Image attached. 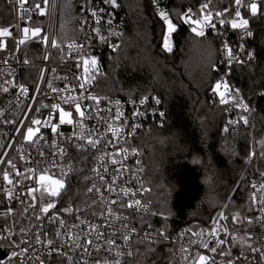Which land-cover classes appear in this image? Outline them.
<instances>
[{
  "label": "built area",
  "instance_id": "2783aa9c",
  "mask_svg": "<svg viewBox=\"0 0 264 264\" xmlns=\"http://www.w3.org/2000/svg\"><path fill=\"white\" fill-rule=\"evenodd\" d=\"M73 1L77 3L79 10V34L74 40L60 42L58 39V20L61 0H50L46 8V14L43 16L39 15L34 8V4L36 2H41V0H14V2H10V0H0V29L9 28L11 31V35L0 36V73H3V75H0V81L11 80L13 84L24 85L28 88V93L26 95L20 93L19 87H12V85H5L9 88L8 92L0 90V113H2L0 114V145H3V147H0V160H12V162L17 165V170L22 173L21 176L17 177L15 171L10 169L9 165L0 163V170H8L10 178L14 182L13 185H9L7 181L3 179L2 171H0V235L9 236L8 228L12 229V235H10L8 239H0V252L8 256L7 261L2 262L0 260V264H40V261H43V264H56L55 260L58 258L63 260L65 264H70L68 257H71L73 261L88 260L89 264H91L94 259H99L101 264H103L106 259L108 264H112L113 260L117 258V251L125 253L118 257L119 264H137V243L139 242L150 244L162 243L173 247L174 252L168 264H185L183 257L185 255H194L197 252L211 257L213 254H211L208 249L200 247L199 242L200 240H209L208 233L213 229V221H218L221 225L218 229L219 239H228L230 242L231 238L226 237L222 227L224 224H227L228 219L220 220L221 214L227 218L226 208L219 211L214 216L208 227L202 229L183 228L177 231L172 237H167V239L159 236L148 228L139 226L136 216L150 212L152 203L149 200V191L146 186L148 168L144 154L137 145V139L142 132L153 127L163 126L166 120V109L162 99L156 94H147L138 99L125 97L114 98L103 96L96 91V82L101 73L105 57L109 53H117L122 46L126 32L124 16L112 6L105 4L103 0ZM204 2L205 0H200V5ZM214 3L215 0H212L211 8L213 12L217 10L213 7ZM41 6L44 7L43 4ZM22 8L31 10V22L26 19H20L22 15H27L23 13ZM101 8L106 9V11L100 13L101 19L99 23H97V17H93L91 12L94 10L99 11ZM243 10L244 6L241 7L242 18H244ZM192 11L195 14L198 13L199 10L192 9ZM234 11L235 8L231 11L232 16H234ZM232 16H228L227 18L230 20ZM193 18H195V16ZM109 19L111 20V27H109L107 23ZM213 22L216 23V28H205L204 37H198L193 32L192 33L199 39L212 36L220 41V60L217 68L219 74L218 82L221 83L222 92L227 100L225 104L227 106V124L224 127L223 133L229 134L235 132L241 126H251V110L237 89L232 85L230 79L231 71L235 66L254 61L256 54L251 46L253 34L249 36L245 30L233 29L230 24L221 26L215 16H213ZM17 25L19 27H16ZM26 26L30 28L40 27L42 29L41 36L47 35L49 41L51 39L57 40L58 44H62L63 51H60L58 48L50 47L49 43H42L40 38L33 37L31 32H29L25 44L20 45L18 43L19 39L24 38L22 28ZM97 28L101 35L108 38L107 43L102 42L99 36H97L94 31V29ZM247 30L252 33L248 25ZM86 35L91 37L90 41L85 39ZM225 42L232 48L234 53H237V59L242 60L243 63H237L236 60H233L231 63L228 62L226 51L224 50ZM169 43L172 46V38ZM89 44L90 46H88ZM73 45L74 47H70ZM82 45V52L87 53L88 56L77 57L76 60L71 59V56L76 55L77 48ZM112 45H118V48L113 50ZM241 49L243 51H241ZM163 51L165 50L163 49ZM165 52L167 54L171 53V51ZM91 57L96 58L97 64H89L88 66L90 73L94 75V79L91 80L88 91L85 92L84 95L87 96L90 94L99 98L100 112L98 118L88 119L85 123L88 129H98V132L94 133V136L96 139L101 140V142L96 149L88 148L84 152L78 151L71 145H62L67 147L69 157L66 161H61V164H70L74 170L69 174L66 184H69V181L73 178L77 169L83 165L87 167L89 174V184L87 187H90L92 184H97L99 186L101 181L93 169L103 171L101 168V160L99 159V157H103L104 162L109 167V172L105 179L111 182L113 175L112 168L122 167L123 171L116 182V187L117 189H126L130 193H137L135 196H131V199H139L142 207H125L118 208L117 210L116 215L126 218L124 222L127 223L129 229L134 228L136 230L135 233L131 234L132 238L127 245H125L122 239L118 238L116 244L120 246L119 249H114L111 253L102 251L99 256L93 251L92 255L88 256L83 253L81 248L72 249L75 240L74 234L80 231V229H73L71 238L66 235L62 237L61 240H57L56 244L53 245V248H58L61 241L66 242L67 246L64 247L63 251L67 253V255H63L49 248L46 242L44 244L35 242L33 234L37 231H41V229L35 227L38 222L33 218L31 212L25 213L22 211V208L26 205L22 206L18 200L9 202L5 195V189H12L14 193L19 195L21 192L26 191L27 187H40V185L36 183L39 178L38 175H34L30 180H24L23 178V174L27 172V169L29 167H34L33 159L36 157V148L26 142L22 136L18 135L16 131L17 126L21 121L27 123L28 120L26 117H31L33 115L40 116L51 111L50 109H42L41 113H35V109L40 108L41 104L61 103L65 111L73 112L72 119L74 121L79 119L78 114L74 111V107L63 104L59 98L52 99L56 94L50 91L47 81H53L54 86L58 89H65L66 85L68 87L76 85L77 80L74 79V77L83 74V67L77 68L76 63L82 58L90 59ZM5 60L7 63H3ZM25 60H27V63H25ZM53 69H55V72L52 71ZM225 85H227V88H225ZM37 87L41 89V93L35 91ZM80 91L81 90L77 88L76 91L64 92L61 95L65 97L68 95L79 96ZM42 93H47V98ZM233 96H235V100ZM144 97H148V100L145 104L141 105L140 100ZM217 97L220 99V96L217 95ZM157 99L160 101L159 104L155 102ZM237 100L242 101L241 106H236ZM243 105L247 106V111L244 110ZM86 106H92L91 110L95 111L96 106L94 101L84 99L82 101V110L85 109ZM29 108L32 110L29 111ZM117 109L123 114L119 120L115 119ZM137 111L143 113V115H134ZM161 113H163V115H161ZM54 115L58 118V111L54 112ZM241 117L247 119L246 124ZM65 119L67 120L69 118L65 117ZM6 121L12 122L9 123ZM124 121H127L126 125L123 123ZM55 122V120L50 121V123ZM108 124H111L112 128H109L107 126ZM136 125H139V127H134ZM37 127L40 126L33 125L34 130ZM74 127V124H64L60 126L59 131L68 134L74 130ZM225 129H227V131H225ZM22 131L26 130L22 129ZM41 134L46 136L48 143L56 139L50 127H41L40 132L36 135L39 136ZM253 135V131H250L252 139L251 144L253 147L248 162L250 167V191L251 194L255 191L257 193V199L259 200L264 198V193L259 190L260 186L264 184V176H262L264 171H262L260 167L258 148L254 142ZM105 140H111L112 144L106 145L104 143ZM75 142L79 143L80 141ZM44 147L47 150L48 144H45ZM120 148L128 150L126 158H124V153L114 157L121 161V163L113 166L110 163L108 154L114 153ZM29 157L33 159H29ZM47 175L50 176L51 179L46 180L44 182L45 185L54 187L51 181L60 178L58 171L52 169ZM16 181H19V183L17 184ZM253 184L257 186L256 189H253ZM105 195L110 199H116L115 194L105 193ZM90 196L94 197L95 194H87L88 198ZM21 199H23V196H21ZM53 199L57 200V209H59L62 206L63 197ZM123 199L128 200L129 197H123ZM89 200L88 205H91L92 199L89 198ZM88 205H86L82 213L79 214L81 218H86L93 223H101L102 220L99 214L104 211L105 205L97 204L91 209L88 208ZM113 207L116 206L113 205ZM9 208L13 210L11 214H8ZM253 209L255 217H259L261 211L258 204H253ZM54 211H56V209L50 210L48 215H51ZM61 215L63 218L67 219L69 225L76 222L74 217H69L64 213ZM119 225L120 221H117L115 226L118 228ZM256 225L259 229V238L253 246L264 244V226L259 223H256ZM21 229L27 231L21 232ZM56 231L57 226L48 223L45 218L43 231H41V239L47 236V238L56 240ZM107 231H111V229H107ZM201 232H203V234L200 236L193 235V233ZM147 234H150V237H147ZM22 240H32V244H21L20 242ZM79 243L82 245L85 243L83 237H81ZM213 246H216L215 240L209 242V248ZM22 247L28 248V252L21 254L20 249ZM223 247L226 251L230 252L229 243ZM182 248L188 249V252H183ZM129 251L132 252L130 256L126 254ZM14 253H16V255H14ZM230 253L231 259L235 261V264H264V261H261L259 256L253 260V254L248 248ZM226 259H228V257L220 256L218 253L215 254V264H224ZM197 264H199V262H197ZM206 264H211V262H206Z\"/></svg>",
  "mask_w": 264,
  "mask_h": 264
},
{
  "label": "trees",
  "instance_id": "16d2710c",
  "mask_svg": "<svg viewBox=\"0 0 264 264\" xmlns=\"http://www.w3.org/2000/svg\"><path fill=\"white\" fill-rule=\"evenodd\" d=\"M115 8L125 21V37L117 53L104 59L96 91L108 97L141 98L158 95L166 109L162 127L142 132L137 145L142 150L148 175L146 186L152 203L150 212L137 215L139 226L156 234L165 231L172 237L183 228L202 229L226 208L227 225L232 235L251 234V241L229 242L230 252L247 249L256 243L259 229L233 225L239 213L255 217L250 199V131L258 142L264 139V0H246L243 16L252 31L254 61L235 66L231 83L251 110V126L224 134L227 106L221 104L214 86L219 81L220 41L212 36L197 38L191 26L180 18L189 8L199 10L200 0H117ZM256 3L252 15L247 5ZM234 0H215V9H224ZM165 13L178 27L172 38V51L162 49ZM79 10L73 0H61L58 20L60 42L79 34ZM264 171V150L260 159ZM87 167L81 165L69 181L74 207L89 204ZM67 197L62 205L66 206ZM231 209V210H230ZM174 249L170 245L137 243V264H168ZM56 264H65L60 258Z\"/></svg>",
  "mask_w": 264,
  "mask_h": 264
},
{
  "label": "snow or ice",
  "instance_id": "6c2138e0",
  "mask_svg": "<svg viewBox=\"0 0 264 264\" xmlns=\"http://www.w3.org/2000/svg\"><path fill=\"white\" fill-rule=\"evenodd\" d=\"M10 2H14V0H10ZM105 4H108L112 6L113 8H117L120 5L117 3V0H103ZM155 2V0H153ZM50 0H41V2H36L34 4V8L36 12L43 16L46 14V8L49 5ZM44 5L42 7L41 5ZM212 0H205L204 3L200 5V9L198 13H193L192 9L189 8L186 12H184L181 15V19L184 21V23H188L190 26L196 25L199 26V30L197 27L192 26L191 31L198 37H204L205 36V28H216V23L213 22V16H215L216 20H218L219 24L221 26H224L226 24H230L233 29H243L247 32V35H252L250 31L247 30V25L249 21L247 19L242 18L241 15V7L245 6V0H234L235 4V11L234 16H232L231 12V5L228 7H225L224 9H217L215 12H213L211 8ZM22 7V4H21ZM247 7L250 8V11L253 16L257 13V4L251 3L247 5ZM23 13H26L27 15H22L20 19H26L27 21H32V15L31 10L28 8H22ZM106 9L101 8L99 11H92L91 15L93 17H97V23H99L101 17L100 13H104ZM161 18L165 21L167 24V32L163 34V49L165 51H172V46L170 45L169 41L171 39L172 33L176 31V25L172 22L171 19L168 18V16L161 12L160 13ZM195 16V18H193ZM232 16V18L229 20L227 17ZM109 27H111V20L109 19L107 21ZM16 27H19L18 25ZM97 36L101 39L102 42L107 43L108 38L106 36L101 35L99 29H94ZM31 32V35L33 37H39L42 43H49L50 47L58 48L60 51H63L62 44H58L57 40L51 39L49 41V37L47 35L41 36L42 29L40 27L30 28V27H23L22 33L24 34V38L19 39L18 43L20 45L25 44L26 40L28 39V34ZM11 35V31L9 28H3L0 29V36H7ZM86 40H91V37L86 35ZM90 46V44L88 45ZM70 47H74L70 46ZM113 50H116L118 48V45H112ZM83 45L77 48L76 55L71 56V59L76 60L77 57H87V53L82 52ZM224 50L226 51V55L228 58V62L231 63L233 60H236L237 63H243L242 60L237 59V53H234L232 48H230L225 42ZM241 51H243L241 49ZM251 55V54H249ZM3 63H7V61H3ZM25 63H27V60H25ZM89 64L96 65L97 60L95 57L89 58H82L78 60L76 63L77 68L83 67V74L81 76H76L74 79L77 80L76 85H72L71 87H68L66 85L65 89H58L54 86L53 81H47L48 87L52 93H55L56 95L52 97V99L59 98L63 104H67L69 106L74 107V111L76 114H78L79 119L73 120V112L72 111H65V109L61 106V103H51V104H41L40 108L35 109V113L39 114L42 112V109H50L51 111H48L44 115L36 116L33 115L31 117H26L28 120L27 123H24L23 121L19 122L17 126V133L18 135L22 136L23 139L28 142L29 144L35 146L36 148V157L33 159L32 157H29V159H33V165L34 167H29L27 169V172L23 174L24 180H30L33 178L34 175H38V181H36L37 184L40 185L39 188L37 187H27L26 191L21 192L19 195L14 193L12 189H5V195L9 202L12 200H18L19 203L24 206L22 208V211L25 213L31 212L33 218L38 222L35 227L38 229H41L43 231V223L45 218L47 219V222L53 225L57 226V231L55 233L56 240H53L51 238H47L45 236L44 239H41V231H37L33 234V239L36 243L44 244L46 242L47 246L49 248H52L54 251L59 252L60 254L67 255L63 251L64 247H66V242L61 241V244L58 248H53V245L56 244L57 240H61L64 236H69V238L72 237V230L73 229H80V231L75 232V240L72 245V249L75 250L76 248H81L83 253L91 256L92 252L94 251L97 256L100 255L102 251H106L111 253L114 249H119V245L116 244V240L122 239L125 242V245L128 244V242L132 238V233H135V229H129L127 223H125L124 217L120 215H116L118 208H140L142 207L141 201L139 199L132 200L131 196H135L137 193L135 192H129L126 189L120 188L117 189L116 182L120 177L121 172L123 171L121 168H112V178L111 182L105 179L106 175L109 172V167L104 162L103 157H99L101 160V168L103 171H99L97 169H93L94 172H96L97 176L99 177L101 184L98 186L97 184H92L90 187H87L86 194H95L94 197L90 196L89 198L92 199V204L88 205V208L91 209L94 205L102 204L105 205V209L103 212H101L100 218L102 220L101 223H93L92 221L87 220L86 218H81L80 213H82V209L79 205H76L74 207V202L77 199V197H73L71 195V186L66 184V180L69 177V174L72 173L74 170L70 164L64 163L61 164V161H66V159L69 157V153L67 151L66 146L62 145H71L75 147L78 151L84 152L88 148L96 149L98 145L100 144L101 140L96 139L94 136V133L98 132L97 128H86V120L88 119H94L98 118L100 108H99V98L93 95H87L85 96L84 93L88 91V86L90 85V82L92 79H94V75H92L89 71ZM55 72V69L52 70ZM0 75H3V73H0ZM59 78V77H58ZM63 79V78H61ZM5 85H12V87H19L20 93L22 95H26L28 93V88L24 85H16L13 84L11 80H3L0 81V90L3 92H8L9 88ZM221 87V83L217 82L214 87V91H218ZM77 88L80 91L79 96L75 95H68L63 96L61 95L64 92H73L76 91ZM225 88H227V85H225ZM37 93H41V89L37 87L35 89ZM47 98V93H42ZM220 95V103L226 104L227 100L225 99L224 93H219ZM84 99H90L94 101L95 104V111H92V106H86L85 109L82 110V101ZM233 99L235 100V96H233ZM148 97H144L140 100V104L143 105L147 102ZM157 104L160 103V101L157 99L155 101ZM242 101L237 100L236 106H241ZM244 110L247 111L248 108L246 105H243ZM32 109L29 108V111ZM58 111L59 116L58 118L54 115V112ZM2 114V113H0ZM123 114L117 109L115 113V119L119 120ZM134 115H143L141 112H135ZM163 115V113H161ZM65 117H68L69 119H65ZM243 119L244 123H247V119L244 117H241ZM55 120V123H50V121ZM11 123L12 121H6ZM125 125L127 124V121L123 122ZM74 124V130L71 133H64L59 131V128L61 125ZM33 125H38L40 127L33 128ZM109 128H112L111 124L107 125ZM41 127H50V130L53 134H55L56 139H54L51 143H48L46 140V136L44 134H41L37 136L36 134L40 132ZM134 127H139V125H136ZM22 129H25L26 131H22ZM227 131V129H225ZM75 141H80L79 143H76ZM104 143L106 145L112 144L111 140H105ZM48 144L47 150L45 149L44 145ZM115 146V145H113ZM0 147H3V145H0ZM127 149L120 148L116 152L108 154L109 160L111 165L115 166L121 161L115 159L114 157L120 156L121 153H124V158H126ZM23 159V157H22ZM0 163H5L9 165L10 169L15 171V175L17 177L21 176L22 173L17 170V165L12 162V160H0ZM55 169L58 171L60 178L54 179L51 181L52 185H55V187H52L50 185H45V181L51 179L50 176L47 174L50 170ZM2 171L3 179L7 181L9 185H13V180L10 178L9 171L8 170H0ZM264 176V174H262ZM18 184L19 181H16ZM253 189H256V185H252ZM262 193H264V184L260 186L259 189ZM38 193V195H37ZM105 193L108 194H115L116 199H110L106 197ZM21 196H23V199H21ZM61 197H67L66 200V206H61L59 209H57V200L53 198H61ZM123 197H129L128 200H124ZM253 204H258L261 215L259 217H244L241 216L239 213L234 215L232 217V223L233 225L240 224V225H251L253 223H259L262 226H264V198L257 199V193L254 191L252 193V196L250 197ZM115 205L116 207H113ZM56 209V211L52 212L51 215H48L50 213V210ZM13 210L11 208L8 209V214H11ZM62 213L67 214L69 217L75 218V223L69 225L67 219L62 217ZM227 218L221 214L220 220H226ZM120 221V225L117 228L116 222ZM83 226V227H82ZM221 227L220 223L218 221H213V229L208 233L209 240H200L199 246L208 249L211 254H213L211 257L203 255L199 252L195 253L194 255H185L183 257L185 264H206V262H211V264H215V254H219L220 256L228 257L224 261V264H235V261L231 259V253L226 251V249L223 247L225 245H228L229 240L228 239H219L218 237V229ZM223 231L226 235V237H230L232 240H241L243 241H251L253 239V236L251 234H248L246 236H239V235H232L227 224H224ZM107 229H111V231H107ZM27 230L21 229V232H25ZM9 236L12 235V229L8 228ZM159 236L164 237L167 239L165 231H159L157 233ZM201 233H193V235L200 236ZM9 236H3L0 235V239H8ZM94 236V240H93ZM81 237L84 238L85 243L82 245L79 243ZM147 237H150V234H147ZM211 240H215V245L211 248H209V242ZM21 244H32V240H22L20 242ZM246 247L248 250L253 254L252 259L255 260L257 256H259L261 261H264V244H259L258 246H253L251 243H247ZM91 249V250H90ZM182 251L187 253L188 249L182 248ZM21 254L28 252V248L22 247L20 249ZM125 253L121 251H117V258L113 260L112 264H119L118 257L120 255H124ZM127 255H132V252L129 251L126 253ZM16 255V253H14ZM247 258V257H245ZM68 260L70 261V264H89L88 260H82V261H73L71 257H68ZM40 264H43V261H40ZM91 264H101V261L99 259H94ZM103 264H108V261L105 259Z\"/></svg>",
  "mask_w": 264,
  "mask_h": 264
},
{
  "label": "rangeland",
  "instance_id": "374dc122",
  "mask_svg": "<svg viewBox=\"0 0 264 264\" xmlns=\"http://www.w3.org/2000/svg\"><path fill=\"white\" fill-rule=\"evenodd\" d=\"M257 8H258V6H257ZM257 12H258V10H257ZM215 87V86H214ZM215 93H217V95L218 96H220L219 95V93H221L222 92V89H221V87H220V89L218 90V91H214ZM220 100V99H219ZM253 138H254V142H255V144L257 145V148H258V156H259V161H260V159H261V153L263 152V150H264V139H262L260 142H258L257 140H256V138H255V136L253 135ZM251 136H250V151H249V157H248V161H249V158H250V155H251V153H252V150H253V147H252V144H251ZM54 187H55V185H54ZM231 210V209H230ZM230 249V248H229Z\"/></svg>",
  "mask_w": 264,
  "mask_h": 264
},
{
  "label": "water",
  "instance_id": "95a60500",
  "mask_svg": "<svg viewBox=\"0 0 264 264\" xmlns=\"http://www.w3.org/2000/svg\"><path fill=\"white\" fill-rule=\"evenodd\" d=\"M187 24H188V23H187ZM188 25H189V24H188ZM189 26H190V25H189ZM192 26H195V27H197V28L199 29V26H196V25H192ZM192 26H191V27H192ZM165 27H166V32H167V24H166V23H165ZM178 31H179V29H178V27L176 26V31L172 33V36H171V37H173L176 33H178ZM7 259H8V256H6V255H4L2 252H0V260H1L2 262H6Z\"/></svg>",
  "mask_w": 264,
  "mask_h": 264
}]
</instances>
